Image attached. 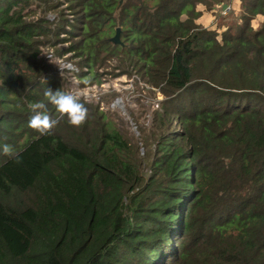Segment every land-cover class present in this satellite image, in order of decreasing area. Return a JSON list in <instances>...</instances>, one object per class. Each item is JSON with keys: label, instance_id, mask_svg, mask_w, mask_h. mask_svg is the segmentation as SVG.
I'll return each mask as SVG.
<instances>
[{"label": "trees", "instance_id": "obj_1", "mask_svg": "<svg viewBox=\"0 0 264 264\" xmlns=\"http://www.w3.org/2000/svg\"><path fill=\"white\" fill-rule=\"evenodd\" d=\"M36 1L48 7L0 0V264H264V0H237L240 23L220 34L196 24L210 0H67L77 23L52 37H80L67 49L85 65L114 59L166 97L147 182L96 108L80 127H28V105L56 118L44 92L64 91L36 60L33 39L50 35L49 19L25 20Z\"/></svg>", "mask_w": 264, "mask_h": 264}, {"label": "rangeland", "instance_id": "obj_2", "mask_svg": "<svg viewBox=\"0 0 264 264\" xmlns=\"http://www.w3.org/2000/svg\"><path fill=\"white\" fill-rule=\"evenodd\" d=\"M210 1V7L200 3L195 6V10L200 13L196 24L205 29H215L220 34L230 24L240 23L242 9L237 0H227L222 3ZM46 3L48 7L36 1L35 6H30L31 9L36 7L32 12L24 10L27 14L25 20L28 22H35L40 18L49 19L45 32L50 35L35 36L33 39L36 40V60L38 62L44 60L45 65L51 67L50 73L58 86L64 91L75 90L82 93L81 102L96 108L123 133L129 144L135 148V156L141 162V177L145 182L153 173L146 160L159 157L152 131H154L155 118L158 121L165 119L159 115L162 113L161 103L166 97L156 85L148 83L141 74L135 71L131 74L122 73L118 61L114 59L104 60L92 67L85 65L82 54L77 55L67 49L71 44H78L80 37L72 36L67 32L51 36L60 24H64L65 30H69L68 24L77 23L79 10L71 7L67 0H46ZM224 4L225 8H223ZM189 9L190 6H186L183 14ZM262 20V16L257 15L252 20L253 28L256 29ZM62 38L69 39L64 42ZM171 131V128L168 129L166 134ZM144 144L148 146L145 147ZM170 254L171 252L168 251L165 255Z\"/></svg>", "mask_w": 264, "mask_h": 264}, {"label": "clouds", "instance_id": "obj_3", "mask_svg": "<svg viewBox=\"0 0 264 264\" xmlns=\"http://www.w3.org/2000/svg\"><path fill=\"white\" fill-rule=\"evenodd\" d=\"M82 95V93L75 90L53 91L48 88L44 92V97L48 103L54 106L57 113L56 118L48 113L47 104L44 101L32 102L28 105L30 109L28 127L40 135H50L57 124L65 117L71 126H82L88 116V109L85 103L81 102ZM2 154L13 159L17 164L22 163L21 154L8 144L3 145Z\"/></svg>", "mask_w": 264, "mask_h": 264}, {"label": "water", "instance_id": "obj_4", "mask_svg": "<svg viewBox=\"0 0 264 264\" xmlns=\"http://www.w3.org/2000/svg\"><path fill=\"white\" fill-rule=\"evenodd\" d=\"M123 0H119L118 2V5L120 6L122 4ZM225 4L223 5V8H225ZM110 41L113 43V44H120L121 41H120V29L117 28L115 34L110 38Z\"/></svg>", "mask_w": 264, "mask_h": 264}]
</instances>
